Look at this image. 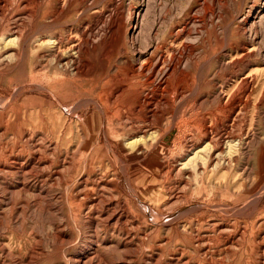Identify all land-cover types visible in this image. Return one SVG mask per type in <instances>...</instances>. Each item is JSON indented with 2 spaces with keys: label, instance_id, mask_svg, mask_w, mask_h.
Wrapping results in <instances>:
<instances>
[{
  "label": "rangeland",
  "instance_id": "1",
  "mask_svg": "<svg viewBox=\"0 0 264 264\" xmlns=\"http://www.w3.org/2000/svg\"><path fill=\"white\" fill-rule=\"evenodd\" d=\"M12 1H14L13 8L11 7L7 22L13 25L19 18L29 19V15H16L17 0ZM93 1L72 0L74 4L69 5L68 13L66 12L60 20L61 28H57L61 31L56 29L55 37L61 33L64 40L67 39L64 47L72 45L68 38L75 36L70 33H73L77 26L94 24L96 16L97 18L101 16L100 24H102L110 22L112 13L124 15L128 12L124 15V18H127L135 11L133 29L138 24L137 16L144 15L148 2H150V11L147 23L154 28L152 34L158 33L159 30V33L168 30L170 24L177 23L181 13L186 15L196 13L198 22H202L206 11L211 8L215 14L212 15L213 18L209 16V22L212 23H208L203 29V38L222 41L224 39L222 30L228 29L229 43L235 41L238 33L245 35L244 38L248 41L251 34L248 28L251 27L255 17L259 14V18L264 16V0L259 2L258 0H223L220 4L211 0L204 2L203 0L201 2L199 0L192 2L191 0H100L96 9L83 16L82 13H86L87 8L93 5ZM58 5L57 7H60L59 3ZM87 5L89 7H86ZM250 6L252 8H249ZM45 9L46 6L38 11L39 17L33 22L29 35L24 39L23 61H16L12 51L8 52L10 55L6 51H0L2 53L0 57L3 55V58L7 57L8 61H11V64L8 62L7 66H3L0 59V161L6 160L7 150L10 148L9 153L12 151L18 161L21 160L22 164L27 165L24 179L12 173H0V214L2 213L0 264H71L68 259L77 255L83 256L85 261L89 256L98 257L101 259L100 264H264V247L259 246L260 241L264 239V230L260 234L256 233L254 239L250 237L254 220L264 218V195H261L264 193V106L261 111H257L255 107L257 101L253 99L246 127L247 139L251 138V140H247V144L238 148L235 154L238 157L234 159L236 161L219 174L202 180L193 179L190 188H187L175 177L168 182L159 179L156 170L166 156L153 159L156 148L151 149L150 154L136 158L119 148L117 154L124 163L119 161L118 165L126 173L124 176L118 173V181H115V171L118 168L115 164L116 158L104 147L106 118L100 116V119L98 116L100 111L93 105L88 111L85 109L79 111L78 104L83 99L95 98L90 92L93 90L94 79L97 76L108 77V74H113L117 68H122L124 61L122 58L139 57L140 51L145 52L147 43L140 37V44H136V52L126 45L132 32H135L129 24L120 41L112 44L110 60H101L104 47L99 48L97 54L81 53L82 64L98 60L99 74L87 72L81 64L82 66L76 71V80H73L57 74L53 69H43L47 61L44 56L49 53L40 51L34 41L41 37L37 27L44 21L41 15ZM199 12H203V15ZM243 18L248 22L245 24L241 22ZM255 30L258 34L257 42L263 43L264 55V21L263 25ZM137 32L139 33L138 30ZM111 38L112 36L108 35L106 41L111 42ZM221 45L225 46L226 41L224 40L218 47ZM217 68L213 66L208 69L209 80L214 81ZM255 69L252 67L250 71L255 72ZM98 90L99 93L100 88ZM62 108L66 110L62 111ZM102 122L105 124L99 132ZM163 123L164 135L168 136L161 142L168 146L167 151L169 150L170 154L179 132L170 125L166 126L167 120ZM80 128L84 130L85 136ZM42 158L44 160L40 161ZM182 165L183 163L179 168ZM148 167L152 171H147ZM22 181L28 184L29 192H19L17 184ZM84 181L89 182V189L99 188L94 195L113 194L115 199L124 203L130 212V228L133 235L143 238L146 241L145 245H140L138 248L135 242L136 244L124 249L122 240L124 237L121 238L118 232L111 231V225L105 223L92 225L83 218V214L79 215L78 208H70L69 187L71 188L73 184L78 185L76 189L78 193ZM114 181L119 183L118 194L101 192L105 187L110 188L107 185L114 184ZM7 186L8 194L5 193ZM140 188L143 189V194L151 189L143 199L145 205L140 202ZM35 194H39L38 197ZM259 198L261 199L258 206L259 213L251 214L253 204ZM34 203L39 207L33 205ZM93 217L98 218V215L94 214ZM105 218L106 216L100 219ZM57 228L61 232L56 231ZM119 228L121 227H118V230ZM62 233L65 235L63 243L59 240V234ZM157 255L162 257L158 258Z\"/></svg>",
  "mask_w": 264,
  "mask_h": 264
},
{
  "label": "bare ground",
  "instance_id": "2",
  "mask_svg": "<svg viewBox=\"0 0 264 264\" xmlns=\"http://www.w3.org/2000/svg\"><path fill=\"white\" fill-rule=\"evenodd\" d=\"M82 1L83 0H81V2ZM99 1L100 0H94L93 5L89 9L87 8L86 13H82L83 16L91 12L93 9H96L99 5ZM199 1L201 2V0ZM211 1L220 4L223 0ZM12 2L14 1L0 0V51H6L7 53L12 51L15 55L13 56L15 57V60L20 62L22 57H25L23 56L25 53L24 39L29 35V29L33 25V22H35L37 17H39L38 11L46 6L45 11L41 15L43 16L44 21L42 20L43 22L41 25L37 27V30H39L37 32L41 33V37L34 41L38 44L37 48H39L40 51L49 53L44 56L47 58V61L44 66L42 65L43 69H53L54 71H57V74H61L67 78L70 77L73 80H76V71H78L77 69H79L82 65L87 72L99 74L97 73L98 60L82 64L81 62L83 59L81 53L92 52L97 54L99 48L104 47L101 60L108 61L110 57V50L112 51V44L120 41L121 35H123L125 28L129 24L132 29V23L136 15L134 11L133 13H130L127 18H124V15L128 12H125L124 15L112 13V15H110V22L107 21L109 23L103 22L102 24H100L101 16L99 18L96 16L94 24H89L88 26L83 24L85 27L77 26L75 31L70 33L75 34V38L73 35L72 37L74 39L71 37V39L68 38V41H70L72 45L70 47H64L63 45H65V40L67 39L64 40L61 33L59 36L57 35L58 37H55L56 29L60 27V20L63 16H65L69 5H71L74 1L17 0L18 6L16 7V15H29V19L24 17L19 18L17 20L18 22L14 21L15 23L13 25L9 23V21L7 22L8 16L12 10ZM58 3L60 4V7H57ZM151 4L153 3L151 2ZM141 5L143 6V4ZM86 7L89 6L87 5ZM249 8L252 7L250 6ZM232 9H234V7ZM100 11L101 9L99 12ZM122 11L124 12V9H122ZM149 11L150 2L146 5L144 15L137 16L138 24L132 29L135 30V32H132L133 34L129 39V43H126L127 46H130L133 51L136 52V44L139 43V38L142 37V40L147 43L146 48L144 49L145 52L140 51L139 57L134 56L135 58L131 59L122 58L124 60L122 61V68H117L113 74H108V77H102L101 75L97 76L94 79L95 85L93 90L90 92L92 97L94 96L95 98L81 100L78 104V109L79 111H82L83 109L88 111L90 106L93 105L102 114L99 115V112L98 116H104L106 118V144L104 147L107 151L109 150L113 153L116 158L115 164L118 168L115 171V181H118V173H122L123 176L126 173H124L121 169L122 167L118 165V162L122 161L117 154V152H119V148L127 153H131L134 158L148 155L152 151L151 149L156 148L153 159L156 157L166 156L165 158L162 157L163 163H160L156 170L159 179L161 178L168 182L172 179V177H175V179L179 180L181 184L184 183L187 188H190L193 179L196 181L198 178L201 180L207 177L210 178L219 174L222 170L229 168L232 163L236 161L234 159L237 156H235V154H237L238 148L247 144L248 133L246 135V127L249 112L250 109H252L251 104L254 101L253 99H255V102L257 101V105L255 104L257 111H261L264 106L263 43L261 41V44L258 43L259 41L257 42L258 38L256 39V36H258V34H256L255 30L257 27L263 25L264 16L262 15L261 18H259V14L258 17H255L251 27H246L250 29L249 33H251L249 34L250 36L248 41L244 38L245 35L243 36L241 33H238L235 41L229 43L228 38L230 32L228 29L222 30L224 34L222 35L224 37L222 41L218 39L216 41H212L211 39L203 38L202 31L206 28L208 23H210L209 16L215 14L211 8L206 11L204 20H201L202 22H198L196 13H188V16L185 13H181L177 23L174 22L170 24L168 30H162V33H159V30L158 33L155 34H152L154 29L153 26H149L147 23ZM179 12L177 11V13ZM201 13L203 15V12ZM223 14L225 15L224 11ZM104 17L107 16L104 15ZM249 18H251V15ZM257 19L260 20L258 21ZM241 22L245 24L248 20L244 19ZM214 24L215 23H213V25ZM57 30L59 31V29ZM67 31L72 32L70 30ZM136 32L138 33L137 35ZM67 34L69 33L67 32ZM108 35L112 36L111 42L106 41ZM36 37L38 36L36 35ZM224 40L226 41V45H221L219 48L218 45H220ZM201 45H203V47ZM2 58L3 55L0 57L3 66H7L9 59L7 57ZM9 63L11 64V61ZM213 66L218 67L214 81L209 80L210 75L208 73V69ZM252 67L256 68L255 72L250 71ZM99 88L100 92L98 93ZM65 110L66 109L62 108V111ZM166 120L168 121L166 126L170 125L172 129H177L179 132V136H177L174 145L170 150V154L168 152L169 150L167 151L168 146L161 142L163 138L168 136L164 135L165 128L162 127V124H164L163 122ZM104 124L105 123L103 122L101 123L99 132ZM81 131V133L85 136L84 130L81 129ZM249 140H251V138ZM9 150L10 148L7 150L8 155H6V160L0 161V173H12L22 176L24 179L27 171V165L22 164L21 160V162L18 161L16 156H13L14 153L12 151L9 153ZM19 155L20 154H18L17 157H19ZM42 160H44V158L40 159V161ZM187 160L188 162H186ZM181 163H183V165L179 168ZM147 171H152V169L148 167ZM115 181L114 184L107 185L110 186V188L105 187L101 192H104V194L105 192L118 194L119 183ZM147 184H149V182ZM77 186L76 184H73V186L71 188L69 187L68 190L70 200L69 206L71 209L78 208L79 215L83 214V218L89 221L92 225L98 223H105L108 226L111 225V231L118 232L121 238L124 237V239L122 238L124 241V249L136 243L138 244V248L140 245L142 246L146 244V241L143 238H138L137 235H133L132 229L130 228V212H128L124 203H122L119 199H115L113 194H109L110 196L94 195L99 188L94 187L93 189H89L88 181H84L80 185L78 193H76ZM17 188L20 193H26L28 191V184L26 181H22L17 184ZM142 190L143 189L140 191V198L142 200L140 198L139 199L140 202L145 205L143 199L146 197L148 191H151V189L146 191L145 194H143L144 191ZM183 190L185 191L186 188ZM5 193H9L8 186L6 187ZM135 194L137 193L135 192ZM35 195L38 197L39 194ZM261 195L263 196L264 193ZM260 200L261 199L259 198L253 204L251 214L255 215L259 213L258 206L261 202ZM35 204L36 203L33 205ZM94 214H97L98 218H94ZM104 216H106L105 219H100ZM76 217L78 216L76 215ZM56 226H58V224ZM118 227L121 228L118 230ZM57 229L56 231L61 232V230ZM262 230H264V218L255 219L250 237L254 239L256 233L260 234ZM59 236V240L63 243V237H65V235L62 233L59 234ZM263 241H260V247H264ZM157 257L161 258L162 255H157ZM86 259L87 261L84 260L83 256L77 255L69 258L68 260L71 264H100L101 262V259L98 257L92 258L89 256Z\"/></svg>",
  "mask_w": 264,
  "mask_h": 264
}]
</instances>
